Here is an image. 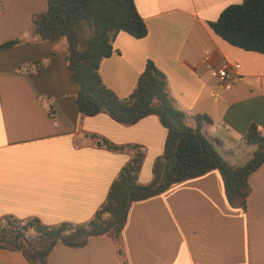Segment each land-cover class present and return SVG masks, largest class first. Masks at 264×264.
<instances>
[{"label": "crops", "instance_id": "obj_1", "mask_svg": "<svg viewBox=\"0 0 264 264\" xmlns=\"http://www.w3.org/2000/svg\"><path fill=\"white\" fill-rule=\"evenodd\" d=\"M134 2L147 35L115 36L113 54L99 67L104 84L128 98L152 61L175 107L208 115L207 131L221 141L218 155L241 166L233 158L250 124L264 133V54L230 45L209 26L241 0ZM46 11V0H0V44L21 41L0 52V224L89 222L134 148L144 152L138 182L150 183L168 136L156 115L125 125L106 112L79 113L66 39L38 44L33 34V17ZM233 63L241 69L228 70L231 82L220 84L217 71ZM248 182L245 208L240 197L228 200L217 169L174 184L130 205L118 242L104 235L83 248L58 243L47 264H264V163ZM0 264L29 262L21 251L0 248Z\"/></svg>", "mask_w": 264, "mask_h": 264}, {"label": "trees", "instance_id": "obj_2", "mask_svg": "<svg viewBox=\"0 0 264 264\" xmlns=\"http://www.w3.org/2000/svg\"><path fill=\"white\" fill-rule=\"evenodd\" d=\"M47 11L32 19L38 44L65 38L67 64L71 78L79 86L76 107L85 116L106 112L125 125L148 115H156L167 129L162 156L153 165L152 180L138 182L144 152L135 149L133 157L121 168L107 197L93 218L82 225L61 223L45 225L38 219L6 218L0 224V248L21 251L29 264H47L58 243L70 248L85 247L92 237L108 235L118 242L126 225L128 210L134 202L157 196L172 185L219 170L229 201L249 194V176L264 163V133L252 123L243 137L254 148L252 157L241 166H230L217 152L221 141L210 135L213 124L206 114L189 116L177 109L166 76L152 61H147L136 86L122 99L108 88L99 73L101 62L113 52V40L120 32L136 39L147 35V27L134 0H46ZM214 33L230 45L264 54V0H241L226 7L216 21L209 23ZM88 34L84 36V33ZM20 40L0 44V52L16 47ZM110 149L122 150L107 142ZM120 256L123 251L118 248Z\"/></svg>", "mask_w": 264, "mask_h": 264}, {"label": "built area", "instance_id": "obj_3", "mask_svg": "<svg viewBox=\"0 0 264 264\" xmlns=\"http://www.w3.org/2000/svg\"><path fill=\"white\" fill-rule=\"evenodd\" d=\"M241 69V65L239 63L233 64H224L217 71V76L220 84H227L231 82V76L229 75V71L238 72ZM229 70V71H228Z\"/></svg>", "mask_w": 264, "mask_h": 264}, {"label": "rangeland", "instance_id": "obj_4", "mask_svg": "<svg viewBox=\"0 0 264 264\" xmlns=\"http://www.w3.org/2000/svg\"><path fill=\"white\" fill-rule=\"evenodd\" d=\"M87 34L88 33L85 32L84 36ZM253 150L254 148L252 146L242 145L240 148H238V152L233 158V162L237 165H243L249 158L252 157Z\"/></svg>", "mask_w": 264, "mask_h": 264}]
</instances>
